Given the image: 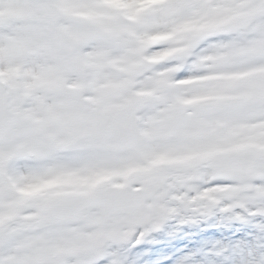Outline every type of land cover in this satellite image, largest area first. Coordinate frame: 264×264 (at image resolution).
I'll use <instances>...</instances> for the list:
<instances>
[{"label": "snow or ice", "instance_id": "snow-or-ice-1", "mask_svg": "<svg viewBox=\"0 0 264 264\" xmlns=\"http://www.w3.org/2000/svg\"><path fill=\"white\" fill-rule=\"evenodd\" d=\"M217 209L264 233V0H0V264Z\"/></svg>", "mask_w": 264, "mask_h": 264}, {"label": "rangeland", "instance_id": "rangeland-1", "mask_svg": "<svg viewBox=\"0 0 264 264\" xmlns=\"http://www.w3.org/2000/svg\"><path fill=\"white\" fill-rule=\"evenodd\" d=\"M218 221L210 220L213 224ZM245 223L253 225L251 220ZM215 235H201L205 244L185 235L177 249L162 245L161 234L145 236L132 247V257L126 264H264V233L258 229L233 231L232 235L222 230L214 240Z\"/></svg>", "mask_w": 264, "mask_h": 264}, {"label": "flooded vegetation", "instance_id": "flooded-vegetation-1", "mask_svg": "<svg viewBox=\"0 0 264 264\" xmlns=\"http://www.w3.org/2000/svg\"><path fill=\"white\" fill-rule=\"evenodd\" d=\"M210 215L211 216L215 215L216 217H219V218H234L230 212H224V211H221L219 209L213 211ZM210 215H207V216H210ZM203 218H204V216H200V217L196 218L195 220L189 221V222L184 223V224H180L176 219H172V220L167 221L164 225H162L161 228L154 230V231H151V232H148L147 234H151V233H154L156 231L164 232L166 234L180 233V230H182L183 228H185L186 231L191 232V234H194V233H196V227L194 225L196 223V220H201ZM191 225H192V231L190 230Z\"/></svg>", "mask_w": 264, "mask_h": 264}]
</instances>
